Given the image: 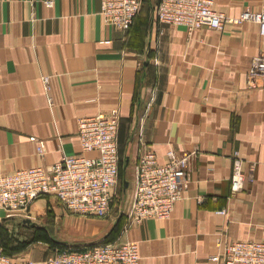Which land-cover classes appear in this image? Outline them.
I'll return each mask as SVG.
<instances>
[{"label": "crops", "instance_id": "1", "mask_svg": "<svg viewBox=\"0 0 264 264\" xmlns=\"http://www.w3.org/2000/svg\"><path fill=\"white\" fill-rule=\"evenodd\" d=\"M44 1L0 0V174L82 155L77 120L114 109L127 189L145 150L160 163L168 150L194 156L188 185L165 220L122 228L119 217L117 234H110L114 219L76 217L42 196L26 217L0 210L1 250L14 262L44 264L51 253L29 241L32 235L24 238L25 228L66 242H135L139 264H215L211 258L227 242L264 243V81L246 85L252 57L264 54L258 25L188 32L157 23L152 5L143 3L121 31L103 22L101 0ZM213 9L237 17L264 10V0H214ZM234 156L245 177L236 193ZM6 231L10 238L2 237Z\"/></svg>", "mask_w": 264, "mask_h": 264}, {"label": "built area", "instance_id": "2", "mask_svg": "<svg viewBox=\"0 0 264 264\" xmlns=\"http://www.w3.org/2000/svg\"><path fill=\"white\" fill-rule=\"evenodd\" d=\"M213 1L157 0L152 6V18L160 24L182 26L188 32L202 27L219 31L225 24L253 22L264 38V10H245L237 17H229L215 11ZM44 4L49 7L52 3L45 0ZM142 4L143 0H101L99 14L106 25L126 31ZM41 81L44 89L49 90L48 77H42ZM263 81L264 54L258 53L251 59L246 85L255 89ZM118 122L115 109L77 120L76 137L80 149L83 154L95 152L93 157L83 154L64 156L50 165L0 174V210L6 217H26L37 198L53 196L68 213L105 218L116 198L118 186ZM37 151L41 154L43 150L38 147ZM193 156L194 153L179 154L168 150L165 160L160 163L152 150L139 154L129 202L122 215L126 220L123 228L151 218L165 220L170 216L188 185V164ZM244 180L242 162L235 157L230 177L231 191H241ZM211 261L215 264H264V243L252 240L227 242L221 254L213 256ZM0 264L34 263L30 260L14 262L0 248ZM44 264H139V256L135 242H101L55 250Z\"/></svg>", "mask_w": 264, "mask_h": 264}, {"label": "rangeland", "instance_id": "3", "mask_svg": "<svg viewBox=\"0 0 264 264\" xmlns=\"http://www.w3.org/2000/svg\"><path fill=\"white\" fill-rule=\"evenodd\" d=\"M155 2H156V0H144L143 3L153 6V5H155ZM129 178H130V176L128 174L123 175L122 171L119 170L118 186H117V189L115 192L116 198H115L114 202L112 203L111 213L109 212L108 216H106L103 219L91 217L93 220H98V221L99 220H109L111 223L113 222V219H114L115 223L112 224V227L110 228V231H109L110 233L116 228V225L119 222V220H118L119 217L122 218L123 212L127 208L131 188L126 189L124 192L123 188H122V183H123V180L128 181ZM77 216L78 215H76V217ZM78 217H81V216H78ZM83 218H87V217H83ZM88 218H90V217H88ZM50 219H51V216H48L47 218L44 219V221L42 220L43 221L42 224L44 225V227L48 226V222ZM122 228H123V226H122ZM23 233L25 234V235H23L24 238H26L27 240H29L28 239L29 236L32 235L30 238L31 240H29V241H34L35 244H38V246L43 247L46 250V252H49V253H52L55 250H59L62 248H76V247H80V246H84V245H91V244H96V243H101V242H108V240H106V237L94 239L93 241H90V242H72V241L66 242V241H63L56 236L49 237V235L47 233H43V232H40L38 234L34 233V235H33L31 233V231L29 229H26V228L24 229ZM10 235L12 236V234L10 232H7V231L2 232V237L10 238Z\"/></svg>", "mask_w": 264, "mask_h": 264}, {"label": "water", "instance_id": "4", "mask_svg": "<svg viewBox=\"0 0 264 264\" xmlns=\"http://www.w3.org/2000/svg\"><path fill=\"white\" fill-rule=\"evenodd\" d=\"M127 163V161L125 160V164ZM127 186H128V183L126 180H123V183H122V188H123V191H125L127 189ZM25 223L27 224H31V226H34L35 224L33 223H30L29 220H25Z\"/></svg>", "mask_w": 264, "mask_h": 264}, {"label": "trees", "instance_id": "5", "mask_svg": "<svg viewBox=\"0 0 264 264\" xmlns=\"http://www.w3.org/2000/svg\"><path fill=\"white\" fill-rule=\"evenodd\" d=\"M120 219H121V218H120ZM119 221H120V220H119ZM120 224H121V222H120V223L118 222L117 225H116V228H117V229L115 228L110 234H117L116 232H118V230H119V228H120V226H121Z\"/></svg>", "mask_w": 264, "mask_h": 264}]
</instances>
